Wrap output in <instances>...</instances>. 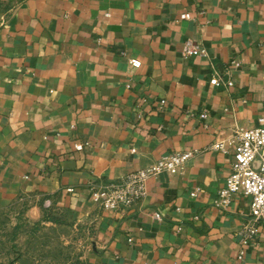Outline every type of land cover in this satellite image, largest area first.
I'll return each instance as SVG.
<instances>
[{
  "label": "crops",
  "instance_id": "obj_1",
  "mask_svg": "<svg viewBox=\"0 0 264 264\" xmlns=\"http://www.w3.org/2000/svg\"><path fill=\"white\" fill-rule=\"evenodd\" d=\"M263 113L264 0H0V214L81 224L89 264H264V228L236 259L249 198L213 205L232 155L209 148ZM183 150L145 199L93 204L91 183Z\"/></svg>",
  "mask_w": 264,
  "mask_h": 264
},
{
  "label": "built area",
  "instance_id": "obj_2",
  "mask_svg": "<svg viewBox=\"0 0 264 264\" xmlns=\"http://www.w3.org/2000/svg\"><path fill=\"white\" fill-rule=\"evenodd\" d=\"M181 19L189 18V14L183 12ZM183 56H205L202 48L193 44L190 39L183 42L181 47ZM130 65L139 67L138 59H130ZM237 65V63H233ZM217 85L218 72L213 71L208 81ZM230 85V81L224 82ZM161 100V104H164ZM199 118L205 117V112L199 113ZM257 125L251 128H237L230 139L225 141H213L209 148L213 151L226 152L230 148L232 160L229 162L224 185L217 189L212 201L219 209H225L233 193L247 196L248 212L244 215L237 231V255L241 259L243 251L248 244L254 242L255 236L264 228V113L257 117ZM85 143L76 142L74 148L82 150ZM192 151H174L162 156L154 162L126 173L123 177L112 181H100L90 184L93 204L104 211H117L128 208L145 199L147 196V182L156 178L159 174H175L191 157ZM73 191L71 187L67 189ZM195 191L189 193L193 196ZM47 206V205H46ZM153 217L161 219L159 211L153 212Z\"/></svg>",
  "mask_w": 264,
  "mask_h": 264
},
{
  "label": "rangeland",
  "instance_id": "obj_3",
  "mask_svg": "<svg viewBox=\"0 0 264 264\" xmlns=\"http://www.w3.org/2000/svg\"><path fill=\"white\" fill-rule=\"evenodd\" d=\"M46 223L20 222L0 214V264H89L90 236L81 224L49 216Z\"/></svg>",
  "mask_w": 264,
  "mask_h": 264
}]
</instances>
